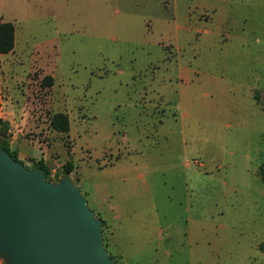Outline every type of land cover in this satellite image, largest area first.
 Returning <instances> with one entry per match:
<instances>
[{"label": "rangeland", "instance_id": "rangeland-1", "mask_svg": "<svg viewBox=\"0 0 264 264\" xmlns=\"http://www.w3.org/2000/svg\"><path fill=\"white\" fill-rule=\"evenodd\" d=\"M27 1L0 57L10 150L119 208L112 242L85 198L116 264H264V0Z\"/></svg>", "mask_w": 264, "mask_h": 264}, {"label": "water", "instance_id": "water-1", "mask_svg": "<svg viewBox=\"0 0 264 264\" xmlns=\"http://www.w3.org/2000/svg\"><path fill=\"white\" fill-rule=\"evenodd\" d=\"M0 257L6 264H116L102 248L101 220L69 175L45 180L1 148Z\"/></svg>", "mask_w": 264, "mask_h": 264}, {"label": "crops", "instance_id": "crops-1", "mask_svg": "<svg viewBox=\"0 0 264 264\" xmlns=\"http://www.w3.org/2000/svg\"><path fill=\"white\" fill-rule=\"evenodd\" d=\"M17 5L21 6V12L18 13V15L20 14L21 17L22 16H30L28 10L30 7H32L31 5H29V1L27 0H17ZM15 13V12H14ZM13 13V9L10 7L8 0H0V24L2 23H11L14 25V47L16 45V37H17V32L21 31L23 32V35L26 36V32L27 30H29V27H22V19L20 18V16L18 17V15H14ZM162 21V20H160ZM49 46L50 48H52L53 46V41L52 39H47L41 43L35 44L34 46ZM53 49V48H52ZM5 56V55H1L0 57ZM49 57V56H48ZM50 60L52 62H54V60L52 58H50ZM188 73V69L186 68H182L179 73L178 76L179 77H186ZM1 116V115H0ZM17 153V159L19 161L22 160H28V161H38L35 156H33L32 154H30L29 156H27L26 154L22 153L21 150H19ZM44 161V159H43ZM45 162V161H44ZM46 163V162H45ZM23 165V164H22ZM24 166V165H23ZM28 168V167H26ZM78 178H79V183H78V190L79 192L84 196V198H86L87 200H90L91 203H93L96 212L98 214L103 215L106 214L107 216H109V219H104V217H101L102 220H104L105 222L109 223L112 229V234L111 236L113 237V241L114 242V228L112 226V222L116 219L118 212H119V208L114 206V205H105L104 199L102 198L103 195H99V187H95L92 189H89L83 181V178L80 174H78ZM97 214V215H98Z\"/></svg>", "mask_w": 264, "mask_h": 264}, {"label": "trees", "instance_id": "trees-1", "mask_svg": "<svg viewBox=\"0 0 264 264\" xmlns=\"http://www.w3.org/2000/svg\"><path fill=\"white\" fill-rule=\"evenodd\" d=\"M14 48V25L11 23L0 24V54L5 55L12 52ZM46 85H50L52 80L49 78L44 79ZM51 128L60 133H67L69 131V120L66 114L55 113L50 118ZM8 129L9 125L7 122L0 118V148L7 152L15 161L20 162L17 159L16 151L10 150L8 143ZM4 136V138L1 137ZM21 163V162H20ZM22 164V163H21ZM30 169H41L44 173L45 180L50 181L51 169L43 160L31 161ZM74 170L72 162H66L62 166V176L70 175ZM104 226V222L101 221V227Z\"/></svg>", "mask_w": 264, "mask_h": 264}, {"label": "built area", "instance_id": "built-area-1", "mask_svg": "<svg viewBox=\"0 0 264 264\" xmlns=\"http://www.w3.org/2000/svg\"><path fill=\"white\" fill-rule=\"evenodd\" d=\"M4 262V260L0 257V264H2Z\"/></svg>", "mask_w": 264, "mask_h": 264}]
</instances>
